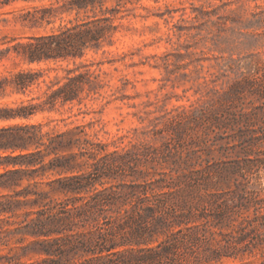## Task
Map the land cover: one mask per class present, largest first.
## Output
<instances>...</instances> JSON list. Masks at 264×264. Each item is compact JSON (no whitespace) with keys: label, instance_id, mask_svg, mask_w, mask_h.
<instances>
[{"label":"rangeland","instance_id":"rangeland-1","mask_svg":"<svg viewBox=\"0 0 264 264\" xmlns=\"http://www.w3.org/2000/svg\"><path fill=\"white\" fill-rule=\"evenodd\" d=\"M81 21L109 28L82 57L28 63L12 49ZM80 64L91 74L80 102L51 107L44 84L24 94L0 91V109L33 106L17 112L28 116L0 112V130L33 127L40 143L0 149V264H137L136 256L186 228L222 246L230 219L239 229L238 213L200 217L206 195L213 196L209 215L243 190L264 214V161L245 184L229 169L242 161L231 152L238 134L210 129L201 140L212 99L242 76L264 77V0H85V8L72 0H0V79L32 70L48 81ZM262 102L246 94L229 110ZM59 134L62 144L49 153L48 137ZM30 154L40 155L35 164L19 158ZM74 176L79 191L63 194L62 180ZM259 233L264 238V225ZM196 243L153 264H264V240L221 259Z\"/></svg>","mask_w":264,"mask_h":264},{"label":"trees","instance_id":"trees-1","mask_svg":"<svg viewBox=\"0 0 264 264\" xmlns=\"http://www.w3.org/2000/svg\"><path fill=\"white\" fill-rule=\"evenodd\" d=\"M72 3L78 8H85V0H72ZM108 29V26L92 28L85 25V21L76 22L70 27L61 29L56 34L35 37L24 43H17L12 49L18 57L28 63H37L43 60L56 62L75 59L85 54V47L105 37ZM7 50L10 51V49ZM53 70L55 71L56 69ZM44 75L42 71L32 70H19L9 73L0 79V91L4 92L6 87H10L12 91L24 94L26 91H31L34 86L39 87L40 84H44L46 87L43 92L46 96L45 103L54 107L57 103L65 105L74 101L80 102V95L85 91V82L91 77L89 70L85 72V64L66 68L64 74H56L52 78H48V81L45 80ZM246 94L256 96L257 100L264 99V77L259 82L242 76L240 80L232 81L218 98L212 99V103L203 113L201 120L204 127V135L201 140L205 143L208 142L206 135L210 129H223L224 132L230 129L238 134L236 137L238 142L231 147V152L237 158L240 157L242 161L235 162L229 169L232 174L239 176L245 184H250L261 169V163L264 161V102L242 113L236 114L229 110L231 102L239 100ZM32 107V105H27L16 109H0V112H15L11 114L14 117L16 115L28 116L33 112L24 114H18L17 112L29 110ZM240 124L243 128L240 127ZM236 127L239 130L237 132L235 130ZM35 132L36 130L33 127L27 126L1 129L0 149L27 148L30 146L38 148L40 146L39 137ZM245 132L251 133V136L247 138ZM64 136V134H59L48 137L49 153H57ZM39 156V154H30L19 158L31 161L27 162L28 164H35L36 162L32 161H36L35 159ZM225 166L226 164H217L215 167L223 168ZM65 171H68V168ZM78 180L77 176L65 177L62 180L63 185H65L62 193L68 194V192L73 190L79 191L77 189L80 184H76ZM193 183L194 180L189 179V184L192 185ZM70 184L74 186H67ZM232 193L235 194L234 191ZM235 195L240 199L239 201L235 203V200H232V205L229 206L225 200H222L220 204L214 207V211L210 215L207 212V205L212 204L211 198L213 196L206 195L207 199L200 197L201 203L199 202L197 206L200 211V217L206 219L208 216L213 215L216 220L224 221L227 211L232 208L238 213L239 223L237 227L239 229L236 230L234 224H232L234 220L230 219L226 227L230 231L231 239L225 240V244L220 246L217 241L216 246H214L212 240L206 238L205 232L203 234L199 232L193 233L191 228H186L185 233L173 235L171 239L159 243L155 248L148 249L146 254L136 256L135 262L137 264H153L160 259H166L174 255L180 246H196V241H202V251H205V255L206 251H209L208 254L210 253L209 255L216 259H221L222 257L236 258L235 250L239 244L243 248H247L248 244H252L253 247L262 245L264 238L261 237L260 233L258 234V228L264 225V214L261 213L259 199L253 193H248L244 190ZM147 209L153 211L151 207H147ZM246 212L251 216L253 215V217L246 215ZM57 219L59 220L60 218L57 217ZM248 227L250 229H247ZM234 233H236V236L233 235ZM124 263H126V260H124ZM51 264H57V262L52 261Z\"/></svg>","mask_w":264,"mask_h":264}]
</instances>
